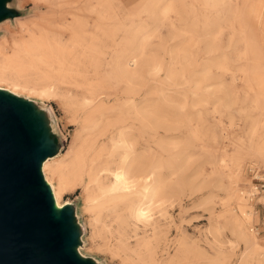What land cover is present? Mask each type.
Wrapping results in <instances>:
<instances>
[{"label":"rangeland","instance_id":"374dc122","mask_svg":"<svg viewBox=\"0 0 264 264\" xmlns=\"http://www.w3.org/2000/svg\"><path fill=\"white\" fill-rule=\"evenodd\" d=\"M0 86L88 264H264V0H8Z\"/></svg>","mask_w":264,"mask_h":264},{"label":"water","instance_id":"95a60500","mask_svg":"<svg viewBox=\"0 0 264 264\" xmlns=\"http://www.w3.org/2000/svg\"><path fill=\"white\" fill-rule=\"evenodd\" d=\"M5 8L1 0L0 17ZM39 117L0 93V264H88L74 253L66 208L55 212L40 174L49 151Z\"/></svg>","mask_w":264,"mask_h":264},{"label":"bare ground","instance_id":"6f19581e","mask_svg":"<svg viewBox=\"0 0 264 264\" xmlns=\"http://www.w3.org/2000/svg\"><path fill=\"white\" fill-rule=\"evenodd\" d=\"M3 5L6 7L5 9H7V6H8V0H3ZM0 93H2V94H5V95H7V96H9V97H12V98H14V99H17V97H16V93L14 92V91H12V90H10V89H8V88H6V87H2V86H0ZM20 101H23V102H28L29 104H32V101H30L28 98L27 99H22V100H20ZM40 111V109H38V111H37V109H33V113L35 114V115H37V112H39ZM41 120V121H40ZM40 123H41V129H40V132L42 133V134H44V133H48V131L50 130V129H52L53 128V125L52 124H49V123H46L45 121H44V119H42V117L40 116ZM49 161V158H48V156H46L44 159H42L41 160V162H40V174H41V176H42V179H43V182H44V184L47 186V188H48V190H49V192H50V195H51V198H52V202H53V207H54V210H55V212L57 213V214H59L60 213V211H62L64 208H66L67 206H69L70 205V203L69 202H67V203H64V204H61L59 201H58V199H57V197H56V193H55V190H54V187H53V185H52V183L48 180V178H47V176H46V174H45V170H46V163ZM45 169V170H44ZM250 187V186H249ZM249 195V197L251 198V199H253V197L251 196L252 194H250V189L248 188V192H247ZM255 213V212H254ZM77 220V219H76ZM75 221V220H74ZM72 222V221H71ZM76 224V223H75ZM74 225V224H73ZM76 228V227H75ZM81 245V238H80V236H78L77 235V242H76V244H74L73 245V251H74V253L76 254V256L80 259V260H82L83 262H85L86 263V258H85V256L82 254V252H81V250H80V248H79V246ZM90 260V259H89ZM92 264H100L96 259L93 261V263Z\"/></svg>","mask_w":264,"mask_h":264},{"label":"built area","instance_id":"2783aa9c","mask_svg":"<svg viewBox=\"0 0 264 264\" xmlns=\"http://www.w3.org/2000/svg\"><path fill=\"white\" fill-rule=\"evenodd\" d=\"M249 171L250 194L255 200H261L257 203L264 205V170L252 167Z\"/></svg>","mask_w":264,"mask_h":264},{"label":"crops","instance_id":"0c3cea01","mask_svg":"<svg viewBox=\"0 0 264 264\" xmlns=\"http://www.w3.org/2000/svg\"><path fill=\"white\" fill-rule=\"evenodd\" d=\"M124 1H126V0H124Z\"/></svg>","mask_w":264,"mask_h":264}]
</instances>
